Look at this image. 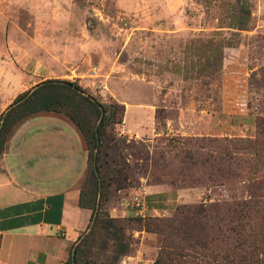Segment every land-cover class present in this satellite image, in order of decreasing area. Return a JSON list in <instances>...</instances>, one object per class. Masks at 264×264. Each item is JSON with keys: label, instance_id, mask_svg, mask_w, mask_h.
Wrapping results in <instances>:
<instances>
[{"label": "rangeland", "instance_id": "374dc122", "mask_svg": "<svg viewBox=\"0 0 264 264\" xmlns=\"http://www.w3.org/2000/svg\"><path fill=\"white\" fill-rule=\"evenodd\" d=\"M241 6L251 13L246 29L231 21ZM3 9L13 70L31 62V71L37 60L42 77L76 81L99 101L125 107L100 162L110 170L126 165L132 185L102 189L99 183L94 194L87 170L79 187L94 216L73 253L99 211L135 217V198L144 202V216L160 218L178 205L264 198V171L218 185L196 184L195 169L192 179H181L188 174L185 151L198 146L197 138H254L256 120L264 118V0H5ZM191 182L194 187L184 186ZM132 226L126 228L131 250L119 264H153L161 235ZM95 237L98 246L103 238ZM258 256L264 264V249Z\"/></svg>", "mask_w": 264, "mask_h": 264}, {"label": "trees", "instance_id": "16d2710c", "mask_svg": "<svg viewBox=\"0 0 264 264\" xmlns=\"http://www.w3.org/2000/svg\"><path fill=\"white\" fill-rule=\"evenodd\" d=\"M241 10L242 13L232 15V25L246 29L251 13L246 7ZM161 110H156L157 118L162 117ZM124 111V104L115 100L101 102L76 81L44 80L18 94L0 114V158L7 139L25 119L37 113H58L74 124L85 143L87 170L90 169L94 194L99 183L102 189L126 188L132 185L131 170L124 164L115 165L110 170L107 162H100L103 148L110 143V128L122 123ZM193 139L185 138L181 148H188ZM196 142L198 146L185 151L188 174L182 173V181L188 177L192 179L193 169L198 170L194 178L198 185H218L245 175V171L252 175L264 171L262 117L256 120L254 138L202 136ZM207 146L214 148L211 151L200 150ZM95 150L97 174L92 163ZM195 183L184 186L194 187ZM79 205L91 209L92 221L94 205L84 202L83 189H80ZM263 210L264 198H249L178 205L172 216L161 218L139 214L133 218H118L99 211L89 236L75 246L74 253V242L68 246L64 264H119L120 258L131 250L132 235L126 232V228H134L132 225L138 223L143 227L140 229L161 235L153 264H260L258 251L264 249V219L260 215ZM96 234L103 238L98 241V246L94 243Z\"/></svg>", "mask_w": 264, "mask_h": 264}, {"label": "crops", "instance_id": "0c3cea01", "mask_svg": "<svg viewBox=\"0 0 264 264\" xmlns=\"http://www.w3.org/2000/svg\"><path fill=\"white\" fill-rule=\"evenodd\" d=\"M4 5L5 0L1 17H6ZM0 34L1 114L29 89L23 85L33 81L32 88L54 78L41 76L43 64L37 60L31 71L26 67L31 62L13 70L11 34L5 26ZM87 167L85 143L65 116L37 113L14 130L0 158V264L65 263L68 246L91 219V209L79 205V181Z\"/></svg>", "mask_w": 264, "mask_h": 264}, {"label": "built area", "instance_id": "2783aa9c", "mask_svg": "<svg viewBox=\"0 0 264 264\" xmlns=\"http://www.w3.org/2000/svg\"><path fill=\"white\" fill-rule=\"evenodd\" d=\"M135 204L139 208L137 210L136 214L143 215V212L146 209L145 208V205H144V202L143 201H140V200H137V198H135Z\"/></svg>", "mask_w": 264, "mask_h": 264}]
</instances>
